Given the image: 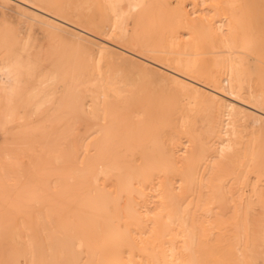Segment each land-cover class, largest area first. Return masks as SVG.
<instances>
[{
  "label": "bare ground",
  "instance_id": "bare-ground-1",
  "mask_svg": "<svg viewBox=\"0 0 264 264\" xmlns=\"http://www.w3.org/2000/svg\"><path fill=\"white\" fill-rule=\"evenodd\" d=\"M64 1L0 0L77 38L41 68L19 58L29 37L0 35L1 220L24 241L0 264H264L260 132L238 150L240 122L264 124V0H101V24L67 16ZM134 58L182 90L188 109L176 116L147 79L136 105L127 96L118 107L116 82L129 81L103 62ZM27 78L37 84L24 87ZM21 90L41 95L34 108L17 104ZM201 104L204 129L194 130ZM230 160L241 169L228 173Z\"/></svg>",
  "mask_w": 264,
  "mask_h": 264
},
{
  "label": "rangeland",
  "instance_id": "rangeland-1",
  "mask_svg": "<svg viewBox=\"0 0 264 264\" xmlns=\"http://www.w3.org/2000/svg\"><path fill=\"white\" fill-rule=\"evenodd\" d=\"M64 4L65 5L63 8V12L71 18L74 17L75 19H78L83 24H87V23L101 24L103 17L105 15V10L101 0H71L69 3L65 2ZM8 32H13L14 34L17 35V37L20 40H24L25 38L29 37L30 43L25 47V49H23L20 52L19 58L36 59L37 57H39V61L43 62V64L40 63L41 68L44 67L46 63H49L51 60L56 59L58 57V53L62 49H68L69 47H73L75 46V44H77L76 42L77 38L74 36L72 30H63V29L51 30L47 26L40 24L37 21L31 20L30 22V19L26 15L22 14L14 3L0 4V35ZM4 44L5 43L2 40H0V51L2 50ZM78 48L79 49L77 50V54L86 53L89 50L88 43H84V42L83 45L79 46ZM208 56L209 55L202 56L205 64L209 63V61L207 60ZM0 60H1V55H0ZM135 61L137 63H135ZM134 64L137 67H135ZM103 65L104 68L110 67L116 69L117 79L121 77L122 78L127 77V80L129 81L128 83L120 82L118 80H117L118 82H116L115 86L117 88V91L121 95L120 100L116 103L118 107L125 106L126 103L125 99L127 96H130V98L133 100V106L136 105L137 102L135 100V97L137 98L138 96L141 95L143 96L142 92L138 91L137 88L138 86H140L141 80L144 81L147 79L145 82L148 81L150 83H153V86H155L156 88L159 87L158 89L163 88V90L167 93V95L170 98V102L172 104V108L176 116H178L181 112H185L188 109L185 93L179 88L175 87L173 84H171L165 75H159V74L156 75L152 70L145 74V67L143 66L142 61L139 58H134L133 60H129L121 63L106 61L103 62ZM90 71H91L90 69H87V72ZM14 79L15 77L11 76L6 80L8 81L9 84H11ZM36 84H37L36 81L31 80L29 78H27L22 82V85L24 87L27 85L29 86ZM53 89L56 90L55 88ZM57 89H61V87L59 86ZM156 90L155 89L149 90L148 91L149 93L146 92L144 93V95L149 94L150 98L156 97L153 92L151 93V91H156ZM27 98L28 95L24 93L23 90H21V92L16 96V102L20 107L22 108L27 107V109L30 110L38 104V102L41 99V95H36L35 97H32L30 101H28ZM44 107L45 106H42L41 108L44 109ZM197 109L199 111L198 119L193 128L194 130H201L204 129L205 115L207 111L204 104L197 106ZM64 111L66 118H69L70 120L74 119L73 118L74 113L71 111L70 108L66 107L64 108ZM76 112L78 113V111ZM45 117L46 118L44 121L50 123L51 125H57V123L59 122V118H57L55 115H48ZM77 123L80 126V129L82 131V136L84 138L88 140L94 137L92 122L88 118L84 116L81 117L79 114ZM240 123H241L240 125L241 133H240L239 145H238L239 154H242L248 150L251 141L254 138V131L260 132L259 133L260 137L257 139V144H259L262 148H264V146H262L264 145V124L261 123L260 125H254L250 121H241ZM1 138L2 136L0 133V140ZM84 138L83 140H85ZM83 140H79L78 147H80ZM77 154L78 155L81 154L80 149L77 151ZM244 158L245 157H241L240 161L241 162L244 161ZM238 163L239 162H237L236 160L226 161L225 162L226 171L228 173H233L236 170L237 171L240 170L241 167L238 166ZM251 176L253 175H250V177ZM246 188H248V186ZM150 205L153 206L154 202L151 201ZM1 214H2V205L0 204V228H3L5 230L3 237L0 238V250H1L0 252L4 255H12L23 249L24 241L22 238H18L17 236H13L9 233V231L11 230L10 224L12 221L11 220L2 221ZM260 250L261 253L264 254V245L260 247ZM220 253L221 255H225V256H234L235 249L231 246L229 247L221 246Z\"/></svg>",
  "mask_w": 264,
  "mask_h": 264
}]
</instances>
